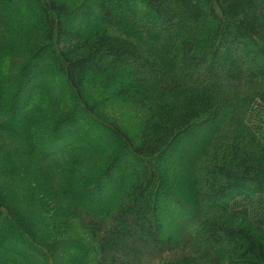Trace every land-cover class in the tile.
I'll return each mask as SVG.
<instances>
[{
  "label": "trees",
  "instance_id": "1",
  "mask_svg": "<svg viewBox=\"0 0 264 264\" xmlns=\"http://www.w3.org/2000/svg\"><path fill=\"white\" fill-rule=\"evenodd\" d=\"M0 264H264V0H0Z\"/></svg>",
  "mask_w": 264,
  "mask_h": 264
},
{
  "label": "rangeland",
  "instance_id": "2",
  "mask_svg": "<svg viewBox=\"0 0 264 264\" xmlns=\"http://www.w3.org/2000/svg\"><path fill=\"white\" fill-rule=\"evenodd\" d=\"M77 1V0H75ZM24 14L25 16L27 15L26 12L24 11ZM27 17V16H26ZM27 21V19H26ZM6 61V62H5ZM8 60H4V63L6 65ZM37 80L34 81V83H32L31 85L29 86H32L34 85L37 81H40L41 79H44V76L43 74H39L37 76ZM48 81V80H47ZM48 86L52 88V90H54L56 88V84L55 82H51V81H48L47 82ZM72 96V95H71ZM20 101H18V108L20 109V113H21V109L23 108V104H22V96L20 97ZM118 111L119 114H125L122 116L123 120L125 121V123L127 124L128 128L130 131H136L138 129V124L140 123V120L142 118V113L139 112L138 110H134V109H131V108H128V107H125V106H119V107H116V108H112L109 112H114V111ZM52 112V111H51ZM81 117L84 118V116L81 114ZM17 121H18V118H17ZM19 122V121H18ZM17 122V123H18ZM22 124H17V126H21ZM82 130V127L80 126L76 131H77V136L79 135V131ZM104 142V141H103ZM74 146V145H73ZM86 150H90V147L89 146H85ZM75 148H78L79 149V146H75ZM43 155L48 158V155H47V152H43ZM60 159H62V157H56V161H59ZM69 186L70 187H73L77 192L78 194L80 195L82 193V188L80 186H78L79 184H77V180L75 179V177H72L70 180L67 181ZM118 182V181H117ZM75 186V187H74ZM107 195L109 194L108 190L104 191ZM114 191L111 192L110 197L113 195ZM81 197V196H80ZM83 200V198H82ZM172 215V214H171ZM73 225V223H72ZM83 247V246H82Z\"/></svg>",
  "mask_w": 264,
  "mask_h": 264
}]
</instances>
